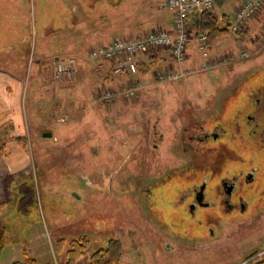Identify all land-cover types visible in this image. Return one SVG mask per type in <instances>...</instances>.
<instances>
[{
    "label": "rangeland",
    "instance_id": "obj_1",
    "mask_svg": "<svg viewBox=\"0 0 264 264\" xmlns=\"http://www.w3.org/2000/svg\"><path fill=\"white\" fill-rule=\"evenodd\" d=\"M118 1L119 17L111 15L113 0H0V41L8 43L0 62L24 77L26 119L24 135L9 137L6 124L0 140L19 145L29 163L9 194L31 189L24 211L9 195L0 208L6 225L0 264L28 257L66 264L74 239L84 245L74 264H90L111 240L121 247L120 264L264 262V6L242 31L212 42L214 66L204 68L195 52L131 75L87 57L92 30L115 29L118 22L116 39L162 28L132 16L133 8L142 13L144 0ZM146 52L136 58L153 50ZM229 54L233 59L220 61ZM64 56L76 60L74 77L54 79L51 58ZM170 68L182 77L156 76ZM134 79L140 87L123 96ZM15 82L9 77L8 85ZM105 90L116 95L105 99ZM233 149L244 152L242 164L230 160ZM212 169L217 174L209 184L255 170L238 187L245 207L214 201L192 220L183 194Z\"/></svg>",
    "mask_w": 264,
    "mask_h": 264
},
{
    "label": "built area",
    "instance_id": "obj_2",
    "mask_svg": "<svg viewBox=\"0 0 264 264\" xmlns=\"http://www.w3.org/2000/svg\"><path fill=\"white\" fill-rule=\"evenodd\" d=\"M225 0H164V7L173 15V29L151 28L142 35L127 38H116L104 45L91 48L87 54L88 59L101 63H110L115 73L126 72L134 74L138 72L136 57L151 48H165L170 52L174 61H183L187 56L190 44L201 58L204 68L214 66L217 58L211 55L208 43L209 32L205 29L192 34L187 26L188 19L193 13L211 12L217 2ZM227 1V0H226ZM232 1V0H230ZM264 6V0H239L230 18L229 29L231 33H237L245 28L249 19L257 15ZM241 52V56H245ZM220 60V58H218ZM233 59L228 55L220 61ZM76 60L71 56L52 57V77L57 80H71L74 77V66ZM181 70L167 69L159 71L156 76L160 80H172L182 77ZM128 87L123 90V96L129 97L135 94L140 87L138 79L132 80ZM106 91V90H105ZM116 94L111 91L101 94L105 99H110Z\"/></svg>",
    "mask_w": 264,
    "mask_h": 264
},
{
    "label": "crops",
    "instance_id": "obj_3",
    "mask_svg": "<svg viewBox=\"0 0 264 264\" xmlns=\"http://www.w3.org/2000/svg\"><path fill=\"white\" fill-rule=\"evenodd\" d=\"M238 1L239 0H232V1L228 0V1L217 2L214 6V9L211 11V13L214 16H216L217 19H221V17L224 15L231 16ZM144 2L146 4L144 5L142 13L140 12V14L134 12L135 9L131 8L132 10H134L132 13L133 14L132 16L136 19L137 17H140V18L142 17L139 21L145 20V19L148 20L142 23L139 22L140 24H143V26L149 23H150L149 24L150 26H152L153 24L155 25L158 24L162 26L163 28L172 31L173 16H172V13L164 7V0H161L160 3L158 2V0L157 1L144 0ZM92 3H94V0ZM110 4H111V10H110L111 15L114 14L115 16L119 17V15H117L118 13L116 14L115 12H117V10L119 9L120 2L118 0L114 2L113 0V2ZM113 7L117 9L115 10ZM116 24L117 25L115 29L112 26L111 28H107L103 31L101 30L90 31L88 44H90V42H93L94 43V45H92V48H93L97 45H103L113 40L112 33L114 32L120 33V29L118 27L119 23L117 22ZM187 26L192 34L200 30L199 29L200 28L199 16L197 15V13H193L192 15H190ZM151 28H153V26ZM135 29H137V27ZM7 44H8L7 42L0 41V51H2L3 49H6ZM150 50L152 49H149L147 51H150ZM154 50H156V54L160 50H162L163 54L167 51L166 53L169 57L161 54L160 56H157V58L155 59L150 58V57L148 58L146 56H144L142 59V55H141V57H138V59H136L137 63L141 60L144 61L146 65L148 64L154 65L155 63H158L159 61H160L159 63L168 62L169 65L174 63V60L171 57V55L168 53L167 49L154 48ZM195 52L197 51L195 50L194 45L190 44L188 48V52H187V57L189 55H194ZM152 61L154 62L152 63ZM11 64H14V63L11 62ZM4 65L5 66L2 65V62H0V128L1 126L9 124L12 126V130L8 135L9 137L19 136L18 134L24 135L25 134L24 131L26 129V119H25V109L22 103L24 85L22 84V81H21V79L23 80L24 77H22V74L20 73V71H16L15 73H13L11 72V70L9 71V68H7L6 63H4ZM9 77L10 79L14 78L17 82L8 85ZM15 144L16 143L13 142L12 140L11 141L0 140V208L3 207L5 204H7L8 195H9V198L11 199L14 197V202L12 206L16 204L15 196L17 194L16 192L13 191V194L10 195L9 188L11 185H13L14 179L17 177L19 172L23 171L25 168V165L27 166L29 164L27 161L28 159L27 154H25V152L23 151H19V148H20L19 145L17 147V145ZM5 149L6 150L9 149V152L8 151L4 152ZM13 149L14 151L12 152ZM8 154L12 155L11 159L6 158ZM8 160H11V161L8 162Z\"/></svg>",
    "mask_w": 264,
    "mask_h": 264
},
{
    "label": "trees",
    "instance_id": "obj_4",
    "mask_svg": "<svg viewBox=\"0 0 264 264\" xmlns=\"http://www.w3.org/2000/svg\"><path fill=\"white\" fill-rule=\"evenodd\" d=\"M197 15L199 16V26H200L199 29L200 30L205 29L209 32L208 43L210 48L212 46V42L214 43L220 37H223L224 35L228 34V32L231 33L229 29L231 16L224 15L221 17V19H217L216 16H214L211 12H199V13L197 12ZM151 49L153 50V52H150L151 54L149 55V57L155 59L157 55L154 52L156 51L154 50V48ZM153 62L154 61H152V63ZM145 65L146 63L144 61L142 60L139 61L137 63L138 71L140 72L143 71ZM142 68L143 70H141ZM29 191H31L30 188L26 189V193L28 195L23 193L24 194L23 196L21 195L20 192L17 191V194L20 193V195H18V197L15 198L16 200L15 205L17 207V210L19 209V211L21 210L24 211L26 209L27 204L29 203L28 200L30 198L29 197L30 193H28ZM25 196H27V198L25 202H22ZM21 207L23 208L20 209ZM5 232H6V225L0 220V253L5 244ZM83 247L84 245L81 239L78 240L74 239L73 241H71L70 248L68 250L70 256L66 264H74L78 256L81 253H83ZM90 257H91L90 264H120L121 247L117 242L111 240L107 247L96 250ZM11 264H36V262L32 257H28L26 258L25 261H13ZM257 264H264V262L260 261L257 262Z\"/></svg>",
    "mask_w": 264,
    "mask_h": 264
},
{
    "label": "flooded vegetation",
    "instance_id": "obj_5",
    "mask_svg": "<svg viewBox=\"0 0 264 264\" xmlns=\"http://www.w3.org/2000/svg\"><path fill=\"white\" fill-rule=\"evenodd\" d=\"M250 115H248V118ZM262 135H264V129L262 130ZM213 137H217L216 133L212 134ZM204 137H208V134L205 133ZM190 138H193V136H190ZM232 140V139H231ZM230 140V142H231ZM264 142V141H263ZM156 145V144H155ZM231 151L232 149L229 148ZM234 150V149H233ZM244 152H238L234 150V156H230V160L233 161H241L244 160L245 157H243ZM230 161V162H233ZM212 169V173L207 176L205 175L204 178L201 180V182L197 185L194 184L192 186H188L185 190L183 196L189 197V209L188 212L189 218L192 220H195L194 215H196V210L199 209V207H211L213 205L214 201H217V203L226 205L227 207L233 209L235 207H241L243 210L245 207L244 202L242 201L243 196L237 193L238 187H242V184H247L253 180L254 175V169L251 171H243L240 169V172L237 174L231 175V177H227V175H222L218 179V183L215 184H209V181L213 179V177L217 174ZM245 176V177H243ZM241 184V185H240ZM19 191L17 188L15 192ZM23 196V193L21 194ZM213 198L210 200V198ZM182 200V199H181ZM190 210V211H189ZM205 221L204 218H198V223Z\"/></svg>",
    "mask_w": 264,
    "mask_h": 264
}]
</instances>
